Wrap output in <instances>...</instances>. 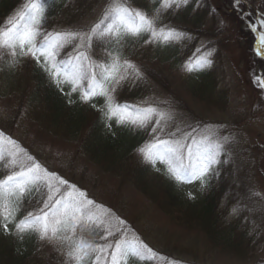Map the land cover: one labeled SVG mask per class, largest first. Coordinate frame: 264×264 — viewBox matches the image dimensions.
Masks as SVG:
<instances>
[{
    "label": "snow or ice",
    "instance_id": "obj_1",
    "mask_svg": "<svg viewBox=\"0 0 264 264\" xmlns=\"http://www.w3.org/2000/svg\"><path fill=\"white\" fill-rule=\"evenodd\" d=\"M234 2L238 5L240 0ZM188 3L189 0H159V7L149 16L131 7L126 0H112L101 18L86 30H48L46 13L55 0H24L15 15L0 25V57L10 55L13 63L18 62L16 57H32L62 93L63 86L70 85L65 95L71 97L72 93L79 92L81 102L103 97L105 104L99 110L107 122L115 120L117 125L139 130L151 126V139L138 149L144 162L154 167L157 163L164 165L166 175L178 184L199 181L204 187L210 176L219 174L216 167L229 162L232 153L228 145L235 142V135H221L226 125H201L199 122L167 131L173 115L158 104L116 101L114 93L126 79L130 76L142 78V73L131 61L122 60L118 53L111 51L106 53L107 63H97L89 55L94 40L120 45L126 36L140 37L145 33L148 34L146 44L192 40L191 34L176 27L157 26L162 13L178 10ZM257 24L251 25L257 35L253 51L258 58L264 59V18H258ZM210 43L203 42L195 48L182 65L184 71L199 72L212 66L211 57L216 49L207 47ZM68 47L72 50L61 56ZM253 82L264 90V71L254 74ZM68 102L73 103L71 99ZM106 126L110 128L111 124ZM0 162L10 170V174L0 178V229L5 234L12 231L9 225L14 223L15 233L21 239L23 234L34 232L41 240L71 241L67 252L71 264H128L131 258L184 264L163 257L134 232L130 237L131 230L125 220L90 199L77 185L44 167L3 131H0ZM34 192L41 193L38 201L41 206L16 221L19 203ZM251 197L264 199L257 191H252ZM236 211L237 208H233V212ZM85 228L96 232L103 243L76 239L78 230Z\"/></svg>",
    "mask_w": 264,
    "mask_h": 264
},
{
    "label": "rangeland",
    "instance_id": "obj_2",
    "mask_svg": "<svg viewBox=\"0 0 264 264\" xmlns=\"http://www.w3.org/2000/svg\"><path fill=\"white\" fill-rule=\"evenodd\" d=\"M55 1L57 3V0ZM111 2L112 0H100L94 8L85 11L83 16L75 22L66 18V20L58 19L56 15L51 16V13L58 8L54 4L46 13L48 17L46 25L52 22L50 26L53 27L48 30L63 28L86 30L101 18V13ZM126 2L131 7L145 11L147 14L153 9L151 0H128ZM212 2L213 7L220 10L216 12L217 18H221L219 23L222 22L227 27L222 47L224 64L222 68L225 74L224 76L222 74L223 81L217 86L218 92L227 93V100L223 99L220 102L216 92L212 94L210 101H201L197 97L193 98L192 93L186 89L185 83L197 85L202 78L197 79L193 73L183 70L182 65L191 55H186V50L182 52L178 49V44H184L185 41L171 44H146L148 34L145 33L141 36L144 41L140 46L135 45L137 42L133 41L134 37L126 36L120 45L113 43L109 48L97 47L90 50V56L97 63H107L106 53L111 51L114 54L118 53L122 60L131 61L140 70L142 77L144 75L147 78L152 91L157 94L153 97L157 101H151L150 104H158L162 110L172 113L173 119L169 122L167 131H174L177 127L183 128L185 125H195L199 122L201 125H226L221 135H235V142L228 145L232 155L226 163L230 166L229 178L233 183L235 182V187L229 186L227 195L233 197V202L230 203L232 212L237 206L234 199H237L238 204L247 205V208L244 207L245 211H239H244L243 218L250 221V217H254L252 219L255 224L253 225L255 247L246 256L233 254L235 251L228 249L225 245L213 248V242L203 232L177 223L148 197L140 193L129 179H125L124 175L115 174L106 168V165L97 166L90 157L85 155L86 151L81 147L79 140L77 142L61 137L58 132L53 134L46 132L31 120L29 111L25 109L20 111L19 108L14 118L17 107H14L12 101L7 99L1 91L0 131L15 139L44 167L57 172L70 183L77 185L88 194L90 199L125 220L131 230L130 237L134 232L163 257L180 260L184 264H264V199L249 198L252 191L260 192L264 196V90L253 82L254 74L264 71V60L254 54L253 36L239 34V29L246 28L239 4L236 5L234 0H212ZM191 4H193V9L189 7ZM21 6L20 4L11 16L15 15ZM200 6H202L200 0L195 2L189 0L185 7L178 10L169 9L162 13V15L167 13L169 15L163 17L164 20H159L157 26L160 24L178 26L179 23H184L185 17L191 16L192 10L194 13ZM82 7L85 6L82 5ZM61 22L63 23L60 24ZM178 29L184 31L181 28ZM205 39L202 38L203 41L200 40L197 47L206 42ZM188 43L189 40H187ZM135 47L139 49V54H135ZM183 48L186 49V47ZM16 58V61L19 60L18 57ZM148 68L167 77L171 82L170 86H164L163 83L153 78L162 79L159 75L152 77ZM220 94L221 99L224 94ZM162 101L168 103H159ZM183 103L188 106L189 110L181 109L180 106ZM193 111L197 116L191 114ZM198 119H204L206 122L202 123ZM150 128L151 126H149V133ZM150 139L151 136L148 135L145 142ZM136 152L138 155V150ZM139 155L142 157L140 153ZM0 164L5 176L10 174V170L5 168L2 162ZM149 167V176L152 179L170 187L175 193L189 200L195 199L203 191L199 181L178 184L166 175L164 165L160 163H157L155 167L152 165ZM189 193H192L191 197ZM40 206L39 203L20 202L21 210H25L23 217L28 212H35ZM248 208L254 210L250 212ZM236 212L233 213L236 214ZM246 220L243 223L239 222L240 227L247 224ZM80 238L94 244L103 243L96 232L86 228L78 230L76 239ZM43 242L41 258L44 262L71 264L67 257V252L72 245L71 241L57 242L44 239ZM54 255L56 260L53 258ZM131 262L165 264L161 261H139L135 258L129 259L128 264H132Z\"/></svg>",
    "mask_w": 264,
    "mask_h": 264
},
{
    "label": "trees",
    "instance_id": "obj_3",
    "mask_svg": "<svg viewBox=\"0 0 264 264\" xmlns=\"http://www.w3.org/2000/svg\"><path fill=\"white\" fill-rule=\"evenodd\" d=\"M195 1L193 0V2ZM200 1L202 6L198 7V10H195L194 13L192 10L191 16L185 17L184 23L175 25L193 37L188 44L187 40H184V44H178V49L182 52L186 50V55H190L203 41L201 39L206 38V42H212L207 47L215 48L216 51L211 57L213 60L211 67L193 72L194 77L202 78L200 83L197 82V85L185 83L184 86L192 93L193 98L197 97L201 101L207 102L211 100L212 94L217 92V96H219L217 99L222 102L223 99H228V95L226 92H218L217 86L223 81L225 74L222 68L224 66L222 47L227 27L224 23H219L221 18H217L216 12L220 10L213 7L212 0ZM23 2L24 0H0V25H3L5 20ZM99 2L100 0H57L55 6L58 8L51 13V16L56 15L58 19L66 18L75 22L83 16L85 11L91 10ZM151 2L153 9L148 14H154L159 5V0H151ZM189 7L193 9V4ZM239 7L246 23V28L239 29V34L253 36L255 45L257 35L251 30V25L257 24L258 18H264V0H240ZM83 8L85 9L82 10ZM167 15L169 14L161 15L160 20H164ZM51 24L52 22L46 25L47 29H52ZM257 28L258 30L260 28L258 24ZM141 36L134 37L133 41L138 43L134 42L136 46H140L144 41ZM111 45L94 40L92 49L109 48ZM71 50V47L64 49L61 56ZM134 50L135 54H139L138 48L135 47ZM89 55L91 54L89 53ZM18 59L17 63H13V58L10 55L0 57V85L3 88L2 90L0 87V91L7 99L13 101L14 107H21L25 104V110L29 111L30 117L41 129L51 134L58 132L61 137L77 142L79 140L81 147L86 151L85 155L90 157L97 166L106 165V168L115 174L124 175L125 179H129L140 193L148 197L177 223L195 231H201L205 236H208L213 242V248L225 245L228 246V249L235 251L233 254L239 256H246L253 250L255 247L253 242L255 237L254 217H252L253 219L250 217V221L243 218L245 208L238 204L237 199H234V203H236L237 209L240 207L239 210L234 214L230 209L233 197L227 195V192L229 186L235 187V182L233 183L229 178V165L226 163L218 165L216 171L219 174L209 177L205 186L202 187V193L195 199L189 200L185 196L175 193L170 187L152 179L149 176L151 164L145 163L139 153L137 155L136 151L148 138L149 127L146 130H139L131 126L117 125L115 120L105 121L99 110L105 104L103 97L94 98L91 102H81L79 92L72 93L69 97L65 94L70 91V85H64L62 93L52 82L48 73L32 57H18ZM10 64L11 66H9ZM148 71L152 77L159 75L161 80L153 78L163 83L164 86H170V80L160 72L150 68ZM146 76L150 78L148 75ZM220 93L224 94L221 99ZM156 95L144 75L140 79L130 76L114 93L118 103L127 102L130 104L157 101L153 98ZM69 99L73 103H69ZM93 104L96 107H93ZM180 107L182 110H189L184 103ZM22 109L23 107L20 108V111ZM191 114L197 116L194 111ZM198 120H201L202 123L206 122L204 119ZM108 123L111 124L110 128L106 126ZM4 176L5 173L0 164V178ZM40 198L41 193L34 192L30 197L26 196L23 201L37 204ZM18 208L16 221L23 218L25 211L21 210L20 203ZM240 210L244 211L239 212ZM245 220L247 224L245 226L241 224L242 227H240L239 222L243 223ZM9 228L12 229L9 234H5L0 229V264H49L41 258L44 242L36 233H25L21 239L15 233L14 223L10 224ZM53 258L56 260L55 255Z\"/></svg>",
    "mask_w": 264,
    "mask_h": 264
}]
</instances>
